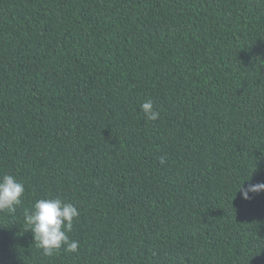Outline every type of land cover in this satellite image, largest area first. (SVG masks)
<instances>
[{
	"label": "trees",
	"instance_id": "16d2710c",
	"mask_svg": "<svg viewBox=\"0 0 264 264\" xmlns=\"http://www.w3.org/2000/svg\"><path fill=\"white\" fill-rule=\"evenodd\" d=\"M5 174L0 264H264V0H0ZM42 198L75 252L36 246Z\"/></svg>",
	"mask_w": 264,
	"mask_h": 264
},
{
	"label": "clouds",
	"instance_id": "9594fccd",
	"mask_svg": "<svg viewBox=\"0 0 264 264\" xmlns=\"http://www.w3.org/2000/svg\"><path fill=\"white\" fill-rule=\"evenodd\" d=\"M142 111L149 120H157L160 116L151 100L141 105ZM161 164L164 160L161 159ZM241 198L251 199L250 194L264 191V183L249 184L246 188L239 185ZM25 192L23 183L14 176H0V212L15 214L17 206L22 204ZM79 216L78 208L59 198H42L35 201L31 210L24 211V223L31 231L36 246L42 249L45 256H54L63 246L68 252H75L78 242L70 240L68 233L73 229V221Z\"/></svg>",
	"mask_w": 264,
	"mask_h": 264
}]
</instances>
